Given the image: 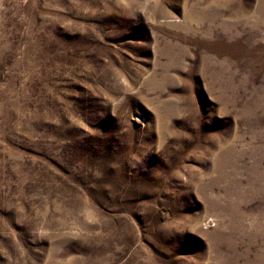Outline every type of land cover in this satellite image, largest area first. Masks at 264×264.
I'll list each match as a JSON object with an SVG mask.
<instances>
[{
	"label": "rangeland",
	"instance_id": "374dc122",
	"mask_svg": "<svg viewBox=\"0 0 264 264\" xmlns=\"http://www.w3.org/2000/svg\"><path fill=\"white\" fill-rule=\"evenodd\" d=\"M0 264H264V0H0Z\"/></svg>",
	"mask_w": 264,
	"mask_h": 264
},
{
	"label": "bare ground",
	"instance_id": "6f19581e",
	"mask_svg": "<svg viewBox=\"0 0 264 264\" xmlns=\"http://www.w3.org/2000/svg\"><path fill=\"white\" fill-rule=\"evenodd\" d=\"M189 110V109H188ZM194 182V181H193ZM251 184V183H250ZM236 216V215H235ZM239 226V225H238ZM242 231V230H241ZM244 231H245V229H244ZM240 235V234H239Z\"/></svg>",
	"mask_w": 264,
	"mask_h": 264
}]
</instances>
